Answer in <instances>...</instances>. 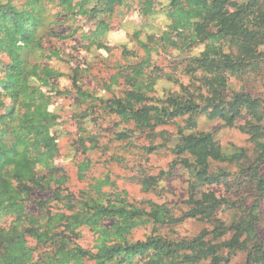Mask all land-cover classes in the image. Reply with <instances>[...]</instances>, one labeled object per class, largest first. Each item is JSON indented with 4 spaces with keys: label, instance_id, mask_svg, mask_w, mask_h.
I'll return each instance as SVG.
<instances>
[{
    "label": "trees",
    "instance_id": "obj_1",
    "mask_svg": "<svg viewBox=\"0 0 264 264\" xmlns=\"http://www.w3.org/2000/svg\"><path fill=\"white\" fill-rule=\"evenodd\" d=\"M32 1L38 0H26L25 5ZM54 1L65 17L45 26L41 13L18 8L12 0H0V53L8 58L7 62L0 60V222L3 216L13 217L7 227L0 226V264H82L85 259L107 264L138 254L143 256L141 264H226L237 253L244 254L242 264H264V237L258 232L264 200V98L229 89L230 79L248 73L261 57L264 11L259 0H164L170 20L160 36L165 47L170 44L190 52L203 45L184 58V72L198 84L180 83L178 91L156 93L155 76H145L143 63L134 68V76L127 77L121 95L102 98L82 87L80 78L88 69L87 62L78 57L68 60L75 98L99 101L123 123L114 132L116 139L143 135L161 138L156 146L172 143L175 159L171 165L189 174L185 208L176 211L166 202L147 201L139 207L118 195L112 198L101 190L105 180L92 185L94 194L82 191L77 196L62 186L66 178L57 175L53 165L58 149L50 131L57 118L48 110L51 96L31 80L37 78L53 89L50 80L60 75L39 62L45 58L42 39L46 35L72 37L80 25L69 24L68 33H58L55 25L83 15L97 22L76 38L77 46L106 49L100 40L104 18L126 0ZM151 1L143 0L144 13ZM31 53H39L37 61H30ZM142 73L143 79L137 80ZM201 113L228 126L243 122L239 128L248 134L255 154L249 158L242 149L224 153L210 132L198 130L196 116ZM179 118L184 123L176 139L171 138L162 127ZM89 139L93 141L94 135ZM213 162L233 164L236 170L221 167L212 171ZM81 165L82 171L85 163ZM169 173L161 171L158 178ZM152 179L146 177L142 184L148 188L154 184ZM221 184L225 194L202 188ZM243 190L253 197L249 204L238 198ZM33 193L43 197L37 199ZM30 198L29 208L24 201ZM52 201L56 203L52 205ZM188 218L209 228L189 238L158 233V228L166 226L174 232L173 227ZM106 220L110 222L102 224ZM148 224L153 228L144 240L130 242L126 238L133 228ZM81 226L97 229L102 237L94 251L76 241ZM110 238L117 240L110 243Z\"/></svg>",
    "mask_w": 264,
    "mask_h": 264
},
{
    "label": "rangeland",
    "instance_id": "obj_2",
    "mask_svg": "<svg viewBox=\"0 0 264 264\" xmlns=\"http://www.w3.org/2000/svg\"><path fill=\"white\" fill-rule=\"evenodd\" d=\"M25 2L26 0H12L18 8L22 6L41 13L45 26L65 17L64 14H60L61 7L57 1L38 0L30 2L29 5H25ZM165 3L164 0H152L146 13L143 12V0H126V3L116 5L112 14L104 18L106 26L100 40L106 49L92 45L90 49L85 50L77 46L76 38L83 30L95 27L94 24L97 22L83 15L67 18L62 24L55 25L58 33H68L69 31L66 30L69 24L80 25L72 37L62 39L46 35L42 39L45 58L39 62L57 70L60 75L51 78L50 84L54 86L53 89L42 85L37 78L31 80L51 96L48 110L55 113L57 118L50 131L57 139L58 149L53 165L58 169L57 175L64 174L66 178L62 186L73 191L77 196L82 191H91L94 194L92 185L98 180H105L107 183L101 186V190L108 192L112 198L118 195L119 198H125L139 207L146 206L147 201H154L166 202L174 206V211L179 207L185 208L183 200L187 198L189 174L178 165H171L175 159L171 149L172 143L167 142L165 146H156L155 144L161 143V138L153 139L143 135H134L129 139H116L114 132L123 127L119 117L109 114L97 100L89 98L86 101H80L75 98L69 77L71 72L68 60L78 57L79 61L87 62L88 66L87 71L80 78L84 85L82 87L102 98L121 95V89L127 87V77L134 76V68L139 64L143 66V63L145 76H155L154 87L159 95L166 91H178L180 83L188 86L197 85L198 81L195 77L184 72V58L187 53H196L201 50L203 45H198L190 52L180 51L170 44L165 47V41L160 40V36L167 31V25L170 22L165 13ZM258 3L260 10L264 11V0H259ZM52 31L55 32V30ZM50 49L53 53L49 51ZM260 51L261 57L248 73L242 77L230 79V90L247 91L254 96L264 98V45L261 46ZM38 55L39 53L36 55L31 53L30 61H37ZM0 60L7 62L8 58L4 53H0ZM167 75H170V78ZM136 79H143V73L140 76L137 75ZM196 119L198 130L210 132L224 153L231 154L242 149L249 158L255 154L248 134L239 128L243 122L228 126L219 119L208 120L203 113L198 114ZM183 123V119L179 118L163 126L162 129L174 138L179 126ZM90 135H94L93 141L89 139ZM83 163L85 167L81 171ZM221 167L228 171L236 170L233 164L225 166L223 162H213L211 169L217 171ZM37 168L44 169L41 165ZM168 170L170 173L167 176L158 178L161 171ZM146 177L155 178L150 180L154 184L148 188L142 184ZM202 188H208L218 194L226 193V188L222 184ZM243 191L244 193L237 194L238 198L245 199L249 204L253 197L247 195L246 190ZM34 196L37 199L43 197L38 193H33L32 197ZM32 200L33 198H30L24 203H27L30 208ZM55 203V201L51 202L52 205ZM60 207L59 204L58 209ZM56 209L53 207L52 211ZM12 218L9 215L3 216L0 226L7 227ZM109 222L110 220H106L102 224L107 225ZM151 228L153 226L150 224L137 226L126 235V238L130 242L144 240L151 234ZM173 228L174 232H170L167 226L160 227L158 233L189 238L205 228L208 229L209 226L202 221L188 218ZM77 230L79 232L76 241L85 249L94 251L98 240L102 239L98 230L90 226H81ZM258 232L264 237V200L261 204ZM110 239V243L117 240ZM142 261L143 256L138 254L128 259H115L107 264H141ZM243 261L244 254L237 253L232 255L226 264H242ZM82 264H94V261L85 259Z\"/></svg>",
    "mask_w": 264,
    "mask_h": 264
}]
</instances>
